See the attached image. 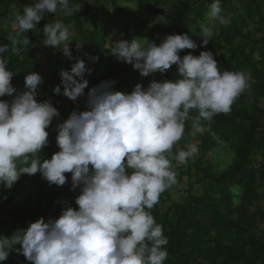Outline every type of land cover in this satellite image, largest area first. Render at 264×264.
Returning a JSON list of instances; mask_svg holds the SVG:
<instances>
[{
    "label": "clouds",
    "instance_id": "obj_1",
    "mask_svg": "<svg viewBox=\"0 0 264 264\" xmlns=\"http://www.w3.org/2000/svg\"><path fill=\"white\" fill-rule=\"evenodd\" d=\"M78 9L70 0H35L16 12L10 44H0V97L16 93L11 102L0 99V185L10 189L21 174L39 172L50 185L62 186L65 173H71L72 188H81L78 208L68 206L58 218L40 217L10 237L0 236V262L15 251L32 264H163L168 240L150 210L176 182L172 160L183 164L198 152L191 144L173 153L185 122L191 119L194 131L203 133L201 121L230 113L250 88L251 74L221 72L211 51L181 57V50L198 47L186 33L169 34L159 45L137 38L112 42L111 54L142 76L163 74L176 65L179 78L153 79L147 88L137 83L130 93L114 90L110 81L89 89L87 110L73 111L57 124L59 151L41 160L39 153L49 143L46 129L59 111L50 100L36 99L43 82L36 72L25 75V90L17 92L4 54L10 48L27 51L31 41L25 33L46 13L70 15ZM221 13L220 0H214L209 20L229 24ZM42 31L45 46L62 48L73 59L74 34L63 21L47 23ZM213 35V27L202 26L201 44L207 45ZM86 71L82 59L70 71H60L64 96L76 102L85 95ZM53 92L61 94V86ZM193 111L197 115L190 116Z\"/></svg>",
    "mask_w": 264,
    "mask_h": 264
},
{
    "label": "trees",
    "instance_id": "obj_2",
    "mask_svg": "<svg viewBox=\"0 0 264 264\" xmlns=\"http://www.w3.org/2000/svg\"><path fill=\"white\" fill-rule=\"evenodd\" d=\"M120 0H70L71 6L79 5L78 11L55 18L56 13H46L33 30L25 35L30 39L28 50L21 47L19 53L10 50L4 54L7 67L14 72L12 85L17 92L25 90V75L39 74L41 69L38 42L43 44V27L47 23L61 20L74 36L70 41L73 59L65 56L57 61L62 48L45 46L43 58L45 66L53 65L56 60L51 88L46 80L37 90L38 101L50 100L59 111L48 131L49 143L39 153L41 160L50 159L59 151L56 143L57 124L66 120L73 111L87 110L89 89L101 82L110 81L114 90L130 93L137 83L147 88L155 79L172 80L171 69L161 74L156 72L142 76L132 64L118 60L106 47V37L113 33L127 18ZM132 3L138 13L151 19H164L171 23L169 29L192 25L198 47L192 49L193 55L201 51H211L220 71H244L251 74L250 88L242 93L231 106L228 114H217L209 121H201L203 133L195 132L191 119L185 122L184 131L194 132L198 147L197 159L185 169L173 166L176 180L193 177L181 202L168 198L167 190L159 197V202L150 210L157 224L162 225L168 243L163 246L168 257L163 264H264V205L253 208L254 202L264 204V107L259 106V98L264 96V0H238L250 8L257 16L258 32L248 29L245 20L231 21L219 26L212 40L202 45L200 28L196 22L203 18L204 8L214 0H121ZM232 0H220L225 6ZM14 0H0V44H10L7 37L13 34L9 19L14 21L11 6ZM162 25L152 24L146 32L138 35L157 45L162 39L156 31H164ZM38 31V32H37ZM260 33V35H257ZM79 45V48H78ZM76 59L85 62L84 78L88 85L85 95L74 102L64 96L60 71L69 70ZM45 71V70H43ZM61 86V94L53 92ZM12 96L0 99L11 102ZM195 111L190 116H195ZM226 144L232 153L230 164L221 171H214L213 165L205 160L206 154ZM190 158H188L189 160ZM187 160V161H188ZM27 165L20 164L18 167ZM66 183L62 186L49 184L38 172L34 175L21 174L10 188L0 185V236L10 237L18 228L26 229L31 222L43 217L58 218L68 206L78 208L75 200L81 188H72L71 173H65ZM202 187V195L192 193V185ZM17 248L20 245H16ZM0 264H32L24 255L12 251L6 261Z\"/></svg>",
    "mask_w": 264,
    "mask_h": 264
},
{
    "label": "rangeland",
    "instance_id": "obj_3",
    "mask_svg": "<svg viewBox=\"0 0 264 264\" xmlns=\"http://www.w3.org/2000/svg\"><path fill=\"white\" fill-rule=\"evenodd\" d=\"M35 0H14L11 6L12 13L11 16L16 14L17 11L23 12V7L26 5L34 4ZM89 4H92L93 6V0H88ZM123 11L125 12L127 18L125 19L124 23L121 24L117 30H115L113 33L109 34L106 37V47L111 48L113 46L112 42L115 43L116 41L120 39L129 40L131 41L134 38L139 39L142 44H146L148 42L147 39L141 38L138 34L141 32H146L148 28L152 25H158L160 23L162 25V28H164V31H156V36L160 37L162 41L165 39V37L169 34H188L194 41V37L190 35V31H194L193 26L187 25L184 27H175L172 29H169L171 26L170 21L164 20V19H151L147 18L145 15L138 13L137 7L132 3H124L123 1H119ZM76 7L80 8L79 5H76ZM220 7L222 9L221 15L224 16L226 19L231 21H241L245 20L248 26V29L258 32L260 29V23L256 15L253 13H250V8L243 6V4L238 0H232L229 4L222 6L220 2ZM203 18L201 20L197 19L196 22L200 28V32L202 29V26H209L213 27V31L217 32L219 26H221L218 22H213L209 20L208 13L210 11V5L203 9ZM60 16H66L63 12L58 11L55 15V18H59ZM9 24L12 27V24L14 21L9 19L8 21L4 22L2 26L5 24ZM70 29V28H69ZM70 31H72L70 29ZM38 32V31H37ZM257 35H260V33H257ZM154 42V41H150ZM38 48L40 50V63H41V69L39 71V74L46 80V83L51 88V82L53 81L54 72L56 70L57 62L56 60L53 62V65L45 66L43 62V58L47 54L45 49V45L41 42H38ZM192 49H184L181 50L179 55L183 57L184 55L191 53ZM57 61H62L65 59V55L63 54V51L60 50L59 55L56 56ZM171 69V78L173 81L179 78L178 72H177V66L172 65ZM45 70V71H43ZM259 106L261 108L264 107V96L259 98ZM194 132H186L184 131L183 136L181 140L177 143V145L173 148V153H175L178 149L187 150L188 146L191 144H197L194 140ZM198 156L195 154L193 157H190V159L183 164H177L175 160H172L173 166H179L182 169H185L187 165L190 163H193ZM232 159V153L228 149L226 144H221L215 151L206 154L205 160H207L210 164L213 165L214 171L218 172L223 169H225L231 162ZM194 180L193 177L189 178L187 176L183 177L180 180H176V182L167 189L168 198L170 201L173 202H181L184 200L187 189L189 187L190 182ZM202 187L197 185H192V193L194 195L200 196L202 195ZM263 206V202H254L253 208L257 206Z\"/></svg>",
    "mask_w": 264,
    "mask_h": 264
}]
</instances>
